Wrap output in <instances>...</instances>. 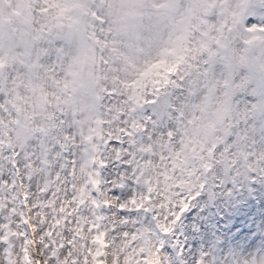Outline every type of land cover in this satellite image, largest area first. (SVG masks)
I'll return each instance as SVG.
<instances>
[{
    "label": "snow or ice",
    "instance_id": "1",
    "mask_svg": "<svg viewBox=\"0 0 264 264\" xmlns=\"http://www.w3.org/2000/svg\"><path fill=\"white\" fill-rule=\"evenodd\" d=\"M207 4L225 11V0ZM86 16L101 29L85 25ZM103 24L84 0H0V264H89L93 255L111 264L109 240L118 233L129 251L135 249L130 264H163L159 243L143 231H118L128 221L116 213L151 201L157 228L170 232L168 216L179 217L188 206L191 190L200 184L197 168L210 167L222 139L218 133L227 132L222 118L231 93L213 90L231 85L214 78L213 63L226 54L228 12L215 26L193 23L142 67L108 38L111 29L106 32ZM249 31L246 45L264 40L256 34L264 26ZM201 81L199 102H181L176 109L178 126L145 137L148 110L166 111L169 89L182 92L188 85L194 96ZM257 107L253 103L248 111ZM141 110L145 115L138 121ZM137 136L147 142L138 144ZM121 156L130 174L125 171L120 183L103 179L101 172L110 173L111 160ZM125 177L144 191L113 196L107 185L123 187ZM106 208L113 209L111 218ZM126 256L122 252L117 264Z\"/></svg>",
    "mask_w": 264,
    "mask_h": 264
},
{
    "label": "rangeland",
    "instance_id": "2",
    "mask_svg": "<svg viewBox=\"0 0 264 264\" xmlns=\"http://www.w3.org/2000/svg\"><path fill=\"white\" fill-rule=\"evenodd\" d=\"M256 0H225V11L221 12L220 8L209 9L207 0H84V3L89 5L90 11H96L100 18L104 21L103 27L108 33L109 39H115L120 47V50L125 56H128L134 65L142 67L143 63L149 59L155 58L159 49L169 43L174 37L178 35H186L191 29L193 23L200 20L205 22L203 28L207 25H218L224 16L229 15V23L231 25L230 31L224 33L223 42L228 48L243 47L246 44L239 36L240 31H236L239 25L243 26V19L246 16V7L254 6ZM232 12H236L235 17L231 16ZM254 14V11L249 12V16ZM85 25H92L97 31L101 29L100 23H94L91 16H86L84 20ZM203 30V29H202ZM247 38L249 35H247ZM78 42V37L76 38ZM67 47V45H66ZM255 49V48H254ZM249 49L247 56L240 53L232 52V59L234 66L232 72L237 74L240 78L241 67L243 64L248 68L256 59L258 50ZM217 56L214 59V65L218 69L217 73L214 71V76L217 74L219 78H227L229 80V73L217 61ZM240 63L238 66V60ZM248 61L249 63H246ZM122 67H125L122 65ZM134 72L129 71L128 76L134 75ZM242 83L243 81H239ZM203 81L196 84L192 91L194 96H189V86L184 85L182 92L173 91V109L169 112V116L164 123L157 124L153 118L146 113L147 123L149 125L148 131L144 133L145 137L149 134L155 137L156 132L165 131L167 128H176L177 112L176 109L180 107L181 102L192 100L199 102L203 96ZM223 86H219L218 90L214 89V95H219L220 92L225 91ZM140 91V89H137ZM254 101H246L243 104L236 103L228 113V117H223L225 123L232 121L233 125L226 133H218L222 136L221 152L227 148L223 159H219L222 166L231 171V177L227 184H217L215 186V194L217 199H221L220 203H216L214 208H217L219 215L224 217V211L235 213L241 208L245 216L246 225L244 228L241 225L244 219L238 220V228L234 227L236 243H243L248 248L247 261H256L260 264L264 261V175L262 171L254 168L250 161L256 158V147L262 150L264 154V129H258L255 121L261 114L264 119V107L259 106L254 112H249ZM233 105V104H232ZM217 107L219 104L217 103ZM230 108V107H229ZM238 114L245 116L247 123L237 121ZM144 113L137 116L138 121L144 118ZM230 117V119H229ZM143 131V130H142ZM137 142H147L146 139L141 138ZM256 142L258 144L256 145ZM127 147V145H125ZM159 148L160 146L157 145ZM124 160V157L113 158L109 164L110 173L101 172V177L108 181L115 180L120 183V177L127 171L130 174V167L125 163H120L118 160ZM255 164V163H254ZM264 167V162L261 166ZM230 184V187L228 186ZM102 187L105 185L102 183ZM111 188V194L117 197H125L130 195L133 188L137 193L144 191V186L136 185L132 180H123V187L107 185ZM116 188V189H114ZM176 188L175 190L177 191ZM163 189H161V193ZM157 199V195L153 194V200ZM143 206L147 209L136 208L129 206L122 211H118L116 216L127 219V223L118 225V231H143L146 239L151 243L156 241L155 228L157 222V210L152 207V202L147 201ZM262 203L263 209H258V204ZM173 207V206H172ZM104 213L109 215L113 209H103ZM199 226H198V221ZM252 220L253 224L249 222ZM221 220L212 216L207 208H205L204 201L200 203L198 209L189 214L186 224L192 225L198 230L197 235H191L188 230H184L183 226L177 228V233L181 236V243L186 246L182 254L171 252L166 248L164 250L163 264H227L224 258L219 253H216L215 244L220 235L219 222ZM201 229V231L199 230ZM146 230V231H144ZM150 233V235H149ZM117 244H122L123 252L127 251V256L122 259L123 264L128 257H133L135 249L128 250V242L117 234ZM138 247L142 238L137 237ZM146 243V241H144ZM113 244L112 249L116 247ZM198 244L200 247H198ZM117 249V248H116ZM80 249H78L79 251ZM121 251V253H122ZM89 263L91 261L89 260ZM111 264L112 261H111ZM128 264L130 261L128 259Z\"/></svg>",
    "mask_w": 264,
    "mask_h": 264
},
{
    "label": "clouds",
    "instance_id": "3",
    "mask_svg": "<svg viewBox=\"0 0 264 264\" xmlns=\"http://www.w3.org/2000/svg\"><path fill=\"white\" fill-rule=\"evenodd\" d=\"M74 15H80L78 12L76 13H73ZM86 17H82V20H85ZM257 35H264V33H256ZM247 38V37H246ZM257 44H260V45H264V40L262 41H254L253 43L251 44H247L243 47H240V46H237V47H233V48H230L227 50V52H235V53H240L242 55H245L247 56L249 54V49H254Z\"/></svg>",
    "mask_w": 264,
    "mask_h": 264
}]
</instances>
